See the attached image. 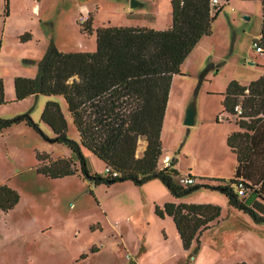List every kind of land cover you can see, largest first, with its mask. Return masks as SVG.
Instances as JSON below:
<instances>
[{
	"label": "rangeland",
	"instance_id": "374dc122",
	"mask_svg": "<svg viewBox=\"0 0 264 264\" xmlns=\"http://www.w3.org/2000/svg\"><path fill=\"white\" fill-rule=\"evenodd\" d=\"M28 1H19L25 11L11 14L3 33L0 78L6 102L0 103V117L28 113L39 131L24 122L0 129V184H7L19 194L18 202L11 209L6 212L0 209V264H183L181 243L177 244L170 232L169 248L160 246L155 252L142 255L144 251H140L139 241L135 244V237L141 241L145 230L150 229L145 245L158 244L156 236L164 238L159 224L163 219L156 216L154 205L143 199V194L128 186L131 183L95 185L78 173L50 178L36 170L37 164L43 163L36 153L51 158L73 155L67 146L52 140L50 127L41 121L45 102L59 103L69 138L77 140L78 134L62 96L38 94L15 100L13 88L14 77L37 74L40 53L50 43L59 50L94 51L95 30L100 26L168 27L170 0H137L139 5H131L130 0ZM2 4L0 0V7ZM87 16L91 17L89 34L79 30V24ZM20 23L31 34V39L24 43L15 37ZM3 26L0 12V36ZM210 28L211 33L201 37L181 65L187 73L172 78L160 133L162 154L174 161L179 175L189 174L194 183L202 182L199 181L202 178L228 181L232 177L235 157L226 145V137L234 130V124L231 116L223 111V93L231 80L245 85L264 72V55L252 45L261 31L258 0H228ZM190 100H194L196 113L194 123L186 125L183 116ZM139 146L138 141L137 155ZM83 154L90 171L103 172L101 160L85 149ZM156 181L162 184L160 179ZM223 197L218 189L199 188L182 199L187 203H204L209 198L222 200ZM120 213L129 214L131 222L136 223V229L125 234L131 247L121 250L120 238L114 231L122 224ZM246 214L253 224L244 229L252 228L249 232L255 239V249L242 240L241 228H238L239 236L235 235L232 222L226 228L234 236L231 248L227 245V236L222 235L221 245L217 246L222 248L221 256L217 259L211 235L206 234L198 264H230L233 260L264 264V251L257 248L264 241V222H257ZM225 215L224 210L222 216ZM166 252H174L173 258L167 257L158 263L157 259Z\"/></svg>",
	"mask_w": 264,
	"mask_h": 264
},
{
	"label": "trees",
	"instance_id": "16d2710c",
	"mask_svg": "<svg viewBox=\"0 0 264 264\" xmlns=\"http://www.w3.org/2000/svg\"><path fill=\"white\" fill-rule=\"evenodd\" d=\"M223 1L212 4L211 0H170L171 23L163 29L100 26L95 30L94 51H62L50 43L37 62L34 77H14V99L38 94L62 96L78 139L67 136V122L59 103L45 102L41 121L50 127L52 140L67 146L73 155L51 158L36 153L43 162L37 164L36 170L50 178L78 173L95 185L131 181L139 186L158 178L174 198L199 188L218 189L225 194L229 206L248 213L257 222H264V72L246 85L231 80L223 93V111L241 128L226 138L237 161L232 178L218 184L182 185L177 180L179 173L174 161L169 167H159L163 155L160 133L172 77L182 74L180 66L184 59L202 36L211 33L212 21L228 0ZM258 1L261 31L257 42L264 54V0ZM79 30L91 33L90 16L79 24ZM29 36L25 33L20 38ZM4 102L0 78V103ZM236 103L242 109L237 116ZM20 122L39 131L28 113L0 117V129ZM142 137L147 143L137 155ZM83 149L109 170L90 171ZM256 161L261 168H257ZM241 189L245 193L253 191L261 200L247 204L238 193ZM18 200L17 191L0 184L2 211L11 209ZM154 213L160 218L166 215L172 218L182 249L188 250L195 241L194 250H197L201 232L218 220L221 207L209 202L166 201L161 206L155 204Z\"/></svg>",
	"mask_w": 264,
	"mask_h": 264
},
{
	"label": "crops",
	"instance_id": "0c3cea01",
	"mask_svg": "<svg viewBox=\"0 0 264 264\" xmlns=\"http://www.w3.org/2000/svg\"><path fill=\"white\" fill-rule=\"evenodd\" d=\"M19 1L20 0H7V1L3 0V4L0 7V12L3 14V24H4V26H3L4 28H3L2 34L0 36L1 37L0 47L3 46V37H4L3 33H4V30H5L6 24L8 23V18L11 16V14H13V13H15L17 11H23V12L25 11L24 8L21 7V5L19 4ZM28 2H30V0ZM31 8H32V6H31ZM31 8H30V10L29 9L28 10H29V12L31 11V13H32L33 11L31 10ZM25 9H26V7H25ZM27 15H30V17H31V14H27ZM33 16H35V14ZM168 25H170V24H168ZM18 26L19 27H17L16 30H15V33H16L15 37H20L21 35H23L25 33H29L28 29L26 28V26L24 24L20 23ZM30 39H31V34H30L29 38H25L24 40H21L20 43H22V42L24 43L25 41H28ZM200 40H201V38H200ZM200 40L198 41L197 44H199ZM195 46L192 48L190 53L184 59L182 64L187 60L188 56H190V54L193 52ZM23 50L26 51L28 49H26V47L25 48L23 47ZM62 51H74V50H62ZM41 53H44V52H41ZM41 53H40V55H41L40 57H42V55H43ZM33 55L37 56V54H33ZM180 71H181L182 74H175V75L182 76V75H185L187 73V70L182 69V66H180ZM262 73L263 72H260L259 75H261ZM175 75H173V77ZM184 114H185V112H184ZM183 118H184V116H183ZM230 119L232 120V122L234 124V130H232L231 132L241 130V128L236 123L235 119L232 118V117ZM231 132H229L227 134V136ZM139 142H140V146H139V150L140 151H139V153L141 154L142 150L146 146L147 141H146V139L144 137H142V138L139 139ZM226 145H227V142H226ZM227 147H228V145H227ZM228 149L230 150V152L235 157V162H234L235 164L233 163V165H232L233 173H234L235 167L237 165L236 155L232 152V150L229 147H228ZM64 156L68 157L67 155H64ZM256 164L258 166L257 168H261V164L258 161H256ZM233 173H232V176H233ZM157 179L158 178L151 179V180H154V181L148 180V181L144 182L143 184H141L139 186L135 185L131 181H123V182L131 183L128 186H130V188L132 190H138L141 194H143V199H147L153 205L157 204V205L161 206L166 201L185 202L182 199V197L174 198L170 194V192L168 191L167 188L164 189V187L162 185L163 183L161 184V183H158V181H156ZM199 181L208 182V183H211V184H218V183L227 182L226 180H212V179H206V178L199 179ZM153 188H155L156 191L155 190L152 191L151 189H153ZM224 196H225V194H224ZM225 198H226V196H225ZM225 198L222 199V200H217V199H212V198H209L208 200H206L209 203L218 204L221 207L220 216H219L218 220H216L208 228H206L205 230H203L201 232V234L199 236V244H198L197 250H194V246L196 244L195 241L192 242V244H191V246H190V248L188 250L182 249V251H181L182 252V254H181V256H182L181 263L183 262V264H198V261H199L198 259L200 258V255H201L200 251H201V249L203 248V245H204L203 237L206 234H210L211 235V238H212L211 243L215 246V248H214L215 252L214 253L216 254V258L218 259V257L221 256L220 252H221L222 248H219L217 246L221 245V243L219 244V242L221 240L220 237L222 235H226L227 236V245H229L228 247L231 248V246H232V241H233L234 236H232V232L230 230L226 231V228H228V226L231 225L232 222H234V228L236 230L235 235L239 236L238 228H241L243 233H242V235L240 237H242V240H244L246 242V245L248 247H250L252 250L255 249L254 248V244H256L254 242L255 239L252 237V233L249 232L252 228L250 229V228L246 227V229H244V226H249L250 224H253V223L251 221H249V218L247 217L246 212L241 211V210H239V209H237L235 207L229 206L227 198L226 199ZM243 199L249 205L255 200H259V201L261 200L253 191H247L245 193V195H243ZM185 203H187V202H185ZM125 204H127V203H125ZM224 210H225L226 215L222 216V211H224ZM119 215L123 219L122 220V224L119 225L118 227H115L114 231L116 232V235L119 236V238H120L121 246L119 247V250H121V248H124V247H127V248L131 247L128 244V242H126L127 240L125 238V234L126 233H132L136 229V223L135 222H131V219L129 218V214L124 215V214L120 213ZM170 218L171 217L167 216V215L165 217H163V218H160V219H163L162 220L163 222H161L159 224L161 226V231L164 234V238H162L160 236H156V238L158 239V244H156V245H154L152 247L146 246L147 244L145 245V240H146V237H147L148 233L150 232V229H146L145 230L144 234L141 236V238H142L141 241L137 237H135V239H136V243L135 244H137V241H139V246H140L139 249H140V251H141V249H143L142 251H144L142 253V255L146 254L147 251H151V252L154 251L155 252L160 246L169 248V243H168V238H167L168 237V232H170V234L173 237V240H175L177 242V244L181 243L177 231L175 233L176 228L174 229V226H173V223H172L173 221H171L172 218L171 219ZM251 227H253V226H251ZM135 235L139 236L140 234H135ZM156 235H157V233H156ZM262 246H264V241L262 243H258L257 244V248L260 251H264V248ZM173 253L174 252H166V253H164V257L157 259L158 260L157 262L160 263L159 261H161L162 259L167 258V257H170L169 259H172L173 257H171V256L173 255ZM258 253L260 254L259 251H258ZM240 261L241 260H233V261H231L230 264H236V263H239Z\"/></svg>",
	"mask_w": 264,
	"mask_h": 264
},
{
	"label": "built area",
	"instance_id": "2783aa9c",
	"mask_svg": "<svg viewBox=\"0 0 264 264\" xmlns=\"http://www.w3.org/2000/svg\"><path fill=\"white\" fill-rule=\"evenodd\" d=\"M211 3L212 4H220L221 3V0H211ZM83 19L85 20L86 18H83ZM252 45H253V47L255 48V50L257 52H259V53L262 52L261 51V47H260L259 43L256 40H254L252 42ZM234 110H235V115L236 116L242 113V109H241V106H240L239 103H236L234 105ZM170 164H171V159H170L169 155L163 154L159 158V167H169ZM108 170H109L108 167H105L104 168V171H108ZM115 174L116 173L113 172V175H115ZM177 180L182 185H189V184H193L195 182L194 178L192 176H190L189 174H187V175H179L177 177ZM238 193H239V195H242V196L245 195V192L242 189L239 190Z\"/></svg>",
	"mask_w": 264,
	"mask_h": 264
},
{
	"label": "water",
	"instance_id": "95a60500",
	"mask_svg": "<svg viewBox=\"0 0 264 264\" xmlns=\"http://www.w3.org/2000/svg\"><path fill=\"white\" fill-rule=\"evenodd\" d=\"M130 4L139 5L140 2L137 0H130ZM195 113H196V107H195L194 100H190V102L188 103L185 109L183 123L186 125H192L194 123Z\"/></svg>",
	"mask_w": 264,
	"mask_h": 264
}]
</instances>
